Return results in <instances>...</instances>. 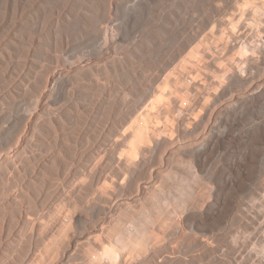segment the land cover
I'll use <instances>...</instances> for the list:
<instances>
[{"label":"rangeland","instance_id":"1","mask_svg":"<svg viewBox=\"0 0 264 264\" xmlns=\"http://www.w3.org/2000/svg\"><path fill=\"white\" fill-rule=\"evenodd\" d=\"M0 264H264V0H0Z\"/></svg>","mask_w":264,"mask_h":264}]
</instances>
